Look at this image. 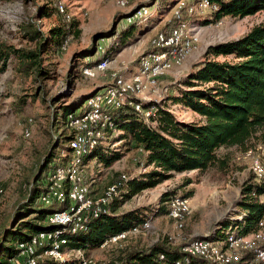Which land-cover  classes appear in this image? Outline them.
I'll list each match as a JSON object with an SVG mask.
<instances>
[{"label":"rangeland","instance_id":"obj_1","mask_svg":"<svg viewBox=\"0 0 264 264\" xmlns=\"http://www.w3.org/2000/svg\"><path fill=\"white\" fill-rule=\"evenodd\" d=\"M124 1L125 6H120L117 0H0V40H6L17 47L33 46L22 34V27L26 23L36 22L43 32H47L53 25L64 23L63 15L58 12L59 3L63 4L69 14V21L76 23L79 30L78 36H68V44L64 50L59 46H50L43 54L41 65L49 70L46 77H36L34 73L25 75L17 71L15 58H10L5 71L0 73V228L11 222V214L16 204L26 196L29 182L54 140L59 138L65 145L62 141L68 128L62 122V112L65 108L63 105L76 102L80 96L89 93L91 89L93 91L96 88H93L94 86L107 81L109 72L99 73L94 78H87L81 73V67L86 66L90 60L83 59L82 49L90 46L92 42L100 45L103 50L108 49L115 40L117 31L128 26V15L125 14L140 6L148 8V15L143 18L145 20L141 21V24H146L155 17L161 21L165 15L169 18L167 22L174 18L178 22L187 17L184 11H181L179 19L175 17L177 0L164 8L165 11L161 14L156 11V4L150 3L151 0ZM40 12L44 15L38 19ZM211 17L197 14L193 16L197 24L201 25L200 43L196 48L200 55L194 63L202 58L209 45L236 39L253 26L264 22V9L245 17L223 16L220 18L219 27L214 26V18ZM166 24L149 32L156 27L153 26L142 36L140 43L130 46L122 63L127 67L135 64L140 54L150 48L151 38L164 29ZM120 59L121 56L117 57L116 61ZM117 63L113 67H119L117 65L121 62ZM193 64L189 69L185 65L182 66L183 75L176 71L170 72L162 79L159 93L149 94L148 97L161 100L171 94L172 90L173 94H177L180 88L178 82L188 75ZM141 100L147 101L144 98ZM167 104L179 119L196 120L197 115L190 109L170 101ZM25 128H28L29 136L25 135ZM104 136L108 142L105 152L109 163L105 166L104 163L98 162L97 158L87 160L84 167L85 181L93 192H101L107 185L115 182L118 175H126L127 179L122 182L118 196L114 199V206L111 207L115 208L117 214L144 208L141 223L149 219L150 227L130 235L118 244L85 248L86 255L91 256L96 264H109L128 250L146 248L153 242L169 236L174 238V245H180L200 236H215L216 233L224 235L228 230L234 229V222L241 212L239 200L242 185L253 176L247 152L242 153L236 147L221 148L218 154L228 153L229 156L226 169L220 170L212 166L203 171L174 173L172 177L152 188L129 195L126 182L141 178V175L151 168L145 166L146 154L129 142L126 132L113 129L104 131ZM114 137L117 138L112 139ZM60 149L56 151L57 155ZM252 155L262 157L264 150H255ZM187 180L191 182L182 186L178 194H192L188 196L190 213L183 227L179 229L168 213L157 211L161 194L167 189L184 184ZM166 206L168 207V204Z\"/></svg>","mask_w":264,"mask_h":264},{"label":"trees","instance_id":"obj_2","mask_svg":"<svg viewBox=\"0 0 264 264\" xmlns=\"http://www.w3.org/2000/svg\"><path fill=\"white\" fill-rule=\"evenodd\" d=\"M174 1L159 0L156 11L159 14L163 13L164 8L169 7ZM211 1L219 6L213 14L214 20L228 15L245 17L264 9V0ZM150 3H153V0ZM135 10L136 8L132 9L125 16L131 15ZM38 15L40 19L44 14L40 12ZM143 20L145 19L134 20L117 31L115 40L102 53L98 52L97 45L93 42L83 48V58H92L86 66L105 58L111 59L113 53L124 45L125 41L133 39L135 34L141 31ZM177 23L174 18L164 29ZM112 33L113 30L109 34ZM22 34L26 40L33 43V46L17 47L6 40H0V73L5 71L7 61L15 58L17 71L25 75L34 73L36 77H46L49 70L41 65L43 54L50 46H60L68 36H78L79 30L76 23L64 17V23L51 26L47 32H43L36 22L30 21L22 27ZM178 87L180 88L177 94H169L156 103V111L148 121H145L134 108L126 105L112 113L115 129L129 135V142L146 154L145 166H151L141 178L126 182L129 195L145 188H152L172 177L174 173L203 171L212 166L220 170L226 169L229 156L228 153L219 155L218 150L221 148L236 147L242 153L255 151L259 146L264 150V22L253 26L236 39L209 45L202 58L193 64L188 75L178 82ZM94 92L93 90L80 96L76 102L69 105L64 104L62 122L65 123V116L68 113L84 110L86 99ZM59 95L58 93V97ZM169 101L190 109L197 115L196 120L179 119L168 107ZM144 105L147 106L148 103L144 102ZM66 140L65 136L62 142L65 143ZM107 147L97 145L83 157V161L97 158L98 162L107 166L109 163L105 152ZM59 148L66 149V145L56 138L29 182L26 196L16 204L11 214V222L0 228V264H10V258L18 252L16 248L18 243L27 241L41 230L55 228L46 223L47 215L64 206L58 203L44 205L39 201V196L43 191L41 185L43 175L54 166L53 163L58 156L56 151ZM120 178L121 175H118L115 182ZM190 182L187 180L182 185L165 190L160 196L157 212L168 213L166 204L175 196L189 198L191 193L178 194V191ZM252 192L264 194V181L256 182L252 176L242 185L239 200L241 212L234 222V229L228 231L249 234L257 229L260 220H264V202L252 196ZM114 199L109 203L107 211L90 221L87 231L77 234L66 233L67 248L85 250L99 247L107 237L141 223L144 208L117 214L115 208L111 207ZM214 235H208L207 238L221 240L226 236V232L224 235L219 233ZM77 262L74 258L62 263L44 259L38 264ZM109 264H210V262L200 256H192L185 260L181 245H174L165 238L153 242L146 248L128 250ZM235 264H264V261L257 260L254 253L247 250L240 253V259Z\"/></svg>","mask_w":264,"mask_h":264},{"label":"built area","instance_id":"obj_3","mask_svg":"<svg viewBox=\"0 0 264 264\" xmlns=\"http://www.w3.org/2000/svg\"><path fill=\"white\" fill-rule=\"evenodd\" d=\"M159 0H153L157 4ZM120 6H125L124 0H117ZM178 7L174 15L180 18L181 11L186 18L170 28L159 30L150 40V48L140 54L136 62V71L129 77L124 72L127 66L123 63L119 67H111L112 60L105 58L91 66L81 67V73L87 78H94L99 73L109 72L106 84L91 94L85 101V109L68 113L65 123L68 128L65 142L66 149L58 153L54 166L43 175L41 185L43 191L39 201L44 205L58 203L62 209L55 210L47 215L46 223L55 226L50 230H41L33 234L27 241L16 245L17 254L10 258V264H38L40 260L50 259L59 263L74 258L77 264H96V261L86 255L83 249L67 248L66 233L77 234L89 229L93 218L107 211L109 203L118 196V188L127 176L122 174L117 182L107 185L101 192H93L85 181L83 157L97 145L108 144L104 131L115 129L112 113L123 106H130L145 120L156 111V103L160 100L148 97L149 94H158L162 79L170 72L183 75L182 66L187 56L200 43L201 25L194 15H209L210 18L219 6L211 0H177ZM58 12L66 20H70L62 3L58 5ZM148 15L147 6H140L134 13L127 16L129 23L141 20ZM214 26L219 27L220 19L214 20ZM68 44V37L59 46L64 50ZM99 53L103 52L100 45ZM141 98L146 99L144 101ZM154 99V100H152ZM30 124L31 119L28 120ZM26 136L30 132L24 129ZM257 150H263L257 147ZM250 156V170L254 181H264V156ZM2 189L0 188V194ZM252 196L264 202V194L252 192ZM190 213L189 198L175 196L168 202V216L174 221L177 228H182L187 215ZM150 227L149 219L130 229L107 237L100 245L118 244L130 235L138 234ZM172 236L168 240L175 244ZM181 250L185 260L192 256H200L210 264H235L240 259L242 251L250 250L257 260L264 261V220L258 222L256 230L249 234H237L231 231L221 240H212L197 237L185 241Z\"/></svg>","mask_w":264,"mask_h":264},{"label":"crops","instance_id":"obj_4","mask_svg":"<svg viewBox=\"0 0 264 264\" xmlns=\"http://www.w3.org/2000/svg\"><path fill=\"white\" fill-rule=\"evenodd\" d=\"M128 13V12H127ZM126 13V14H127ZM164 16V15H163ZM156 18V19H155ZM153 20H148L147 22H146V24H142L141 26H142V28H140L141 29V31L140 32H137L136 34H135V37L133 38V39H129V40H127V41H125V44L124 45H122L119 49H117L114 53H113V55L111 56V60H112V63H111V67H113L114 66V64L115 63H119V61L121 62L119 65H117V66H121V64H122V60H123V58H124V56L128 53V50L131 48L130 46H133V44H138V43H140L141 42V40H142V36H144V34L145 33H147L153 26H156L155 28H153L152 30H150L149 32H151V31H153V30H155V29H157V28H161V27H163L164 25H165V23H168L167 21H168V17H167V15H165V17L160 21L157 17H155ZM152 19V18H151ZM166 21V22H165ZM141 52V51H140ZM137 53H139V52H137ZM200 52H199V50H194L193 52H191L188 56H187V58L185 59V61H184V63H183V65H185L186 67H188V69L191 67V65L194 63V61H196L197 60V58H198V56L200 55L199 54ZM99 54V53H98ZM98 54H96V56L98 55ZM129 55V54H128ZM138 55V54H137ZM96 56L94 57V58H96ZM121 56V59L119 60V61H116V58L117 57H120ZM83 59H92V58H90V57H86V58H83ZM89 60V61H90ZM128 61H131V60H128ZM115 65V66H116ZM136 71V63L135 64H131V65H128V67H127V69H126V71L124 72V74H125V76H127V77H129V76H131L134 72ZM106 82L107 81H105L104 83H102L101 85H96V86H94L93 88H97V87H100V86H102V85H104V84H106ZM92 90V89H91ZM89 91V93L90 92H92V91ZM88 94V93H87ZM171 94H173V90L171 91ZM192 113V112H191ZM193 114V113H192ZM196 235H198L197 233H195ZM201 237V236H200Z\"/></svg>","mask_w":264,"mask_h":264},{"label":"water","instance_id":"obj_5","mask_svg":"<svg viewBox=\"0 0 264 264\" xmlns=\"http://www.w3.org/2000/svg\"><path fill=\"white\" fill-rule=\"evenodd\" d=\"M101 87H102V86L95 88L94 91L96 92V91L99 90ZM201 237H205V236H201Z\"/></svg>","mask_w":264,"mask_h":264}]
</instances>
